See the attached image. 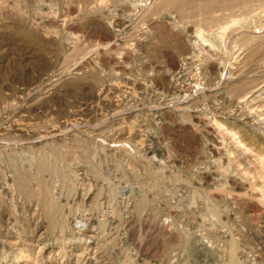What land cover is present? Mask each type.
<instances>
[{"label":"rangeland","instance_id":"374dc122","mask_svg":"<svg viewBox=\"0 0 264 264\" xmlns=\"http://www.w3.org/2000/svg\"><path fill=\"white\" fill-rule=\"evenodd\" d=\"M78 1L0 0V264H264V0Z\"/></svg>","mask_w":264,"mask_h":264},{"label":"bare ground","instance_id":"6f19581e","mask_svg":"<svg viewBox=\"0 0 264 264\" xmlns=\"http://www.w3.org/2000/svg\"><path fill=\"white\" fill-rule=\"evenodd\" d=\"M81 1H82V0H81ZM88 1H89V0H88ZM88 1H87V2H88ZM153 1H154V0H153ZM160 1L166 2V1H168V0H159V2H160ZM174 1H175V0H174ZM174 1H173V2H174ZM222 1H223V0H222ZM226 1H227V0H226ZM230 1H231V0H230ZM234 1H235V0H234ZM78 2L80 3V0H79ZM83 2H85V1H83ZM92 2H93V1H92ZM94 2H95V1H94ZM94 2H93V4H94ZM98 2H99V1H98ZM157 2H158V0H157ZM169 2H170V0H169ZM203 2H204V1H203ZM243 2H244V1H243ZM96 3H97V2H96ZM80 4H82V3H80ZM83 4H84V3H83ZM85 4H87V3L85 2ZM85 4H84V5H85ZM88 4H89V6H90V3H89V2H88ZM88 4H87V5H88ZM91 4H92V3H91ZM176 4H177V3H176ZM208 4H209V2H208ZM254 4H256V3H253V5H254ZM84 5H83V6H84ZM205 5H206V3H205ZM81 6H82V5H81ZM84 7H86V5H85ZM180 8H181V7H180ZM253 8H254V7H253ZM85 9H86V8H85ZM87 9H88V8H87ZM148 9H149V8H148ZM175 9H176V8H175ZM207 9H208V8H207ZM51 11H52V10H51ZM176 11H177V10H176ZM255 11H256V10H255ZM144 13H145V12H144ZM182 13H183V12H182ZM27 17H28V16H27ZM36 22H37V21H36ZM115 25H116V24H115ZM116 27H117V26H116ZM114 28H115V26H114ZM40 30H41V29H40ZM130 33H131V32H130ZM249 34H250V33H249ZM46 35H47V34H46ZM41 36H42V35H41ZM44 37H45V36H44ZM44 37H43V39H44ZM46 37H47V36H46ZM46 37H45V38H46ZM182 37H183V36H182ZM188 37H189V36H188ZM247 37H248V35H247ZM256 37H257V36H256ZM49 38H50V37H49ZM41 39H42V38H41ZM47 39H48V38H47ZM66 39H67V38H66ZM195 39H196V36H195ZM253 40H254V39H253ZM54 41H55V40H54ZM68 41H69V40H68ZM121 41H122V40H121ZM181 41H182V40H181ZM56 42H57V41H56ZM113 42H114V41H113ZM195 42H196V41H195ZM77 43H78V42H77ZM33 44H34V43H33ZM68 44H69V43H68ZM193 44H194V43H193ZM258 44H259V43H258ZM95 46H96V45H95ZM38 47H40V45H39ZM193 47H194V46H193ZM97 48H98V47H97ZM101 48H102V47H101ZM103 48H104V46H103ZM42 49H43V48H42ZM108 49H109V48H108ZM96 50H97V49H96ZM97 51H98V50H97ZM99 51L102 52L103 50L99 49ZM104 51H105V49H104ZM104 51L102 52V54L104 53ZM86 52H87V51H86ZM99 54H100V53H99ZM105 54H106V53H105ZM105 54H104V55H105ZM107 54H108V53H107ZM166 55H167V54H166ZM66 59H67V58H66ZM19 60H20V59H19ZM103 60H104V59H103ZM106 60H107V59H106ZM108 60H109V59H108ZM49 61H50V60H49ZM51 62H53V61H51ZM105 62H107V61H105ZM172 62H173V61H172ZM102 63H103V62H102ZM201 63H202V62H201ZM171 64H172V66H173V65H174V62L171 63ZM49 65H50V64H49ZM51 65H54V64H51ZM76 66H77V65H76ZM76 66H75L73 69H75ZM203 66H205V65H203ZM215 66H216V65H215ZM187 67H188V66H187ZM205 67H206V66H205ZM221 68H222V67H221ZM51 70H52V69H51ZM214 70L217 71V68H214ZM219 70H220V69H219ZM219 70H218V73L220 72ZM211 72H212V71H211ZM197 76H198V75H197ZM81 77H82V75H81ZM81 77H80V78H81ZM89 77H90V76H89ZM44 79H45V78H44ZM46 79H47V78H46ZM83 79H84V78H83ZM39 80H40V78H39ZM41 81H42V78H41L40 82H41ZM45 81H46V80H45ZM55 82H56V81H55ZM20 83H21V82H20ZM41 84H42V83H41ZM187 84H188V83H187ZM38 85H39V84H38ZM42 85H43V84H42ZM230 85H231V84H230ZM194 86H195V85H194ZM236 86H237V85H236ZM38 87H39V86H38ZM43 87H44V86H43ZM102 87H103V86H102ZM111 87H112V86H111ZM185 87H186V86H185ZM238 87H239V86H238ZM98 88H99V87H98ZM107 88L110 90V86L107 87ZM168 88H169V87H168ZM170 88H171L172 90H174V89H173L174 87H173V88L170 87ZM99 89H100V88H99ZM108 89H107V90H108ZM177 89H178V88H177ZM232 89H233V88H232ZM109 90H108V91H109ZM187 90H188V89H187ZM34 91H35V90H34ZM22 92L24 93V90H23ZM105 92H106L105 86L103 87V89L101 88V90H99V92H97V93L95 92L96 94H93V99H94V101L104 102L106 99H104V101H101V100H103V97L105 98V96H104V95H106ZM29 93H31V92H29ZM42 94H43V93H42ZM42 94H41V95H42ZM31 95H32V94H31ZM175 95H176V94H175ZM215 95H216V94H215ZM43 96H45V95L43 94ZM43 96H42V97H43ZM217 96H218V95H217ZM245 96H246V95H245ZM28 97H29V96H28ZM36 97H38V96H36ZM106 97H107V95H106ZM26 99H27V98H26ZM40 99H43V98H40ZM17 100H18V99H17ZM35 100H36V99H35ZM44 100H45V98H44ZM48 100H49V99H48ZM253 100H254V99H253ZM256 100H257V99H256ZM10 101H11V100H10ZM24 101H25V100H24ZM206 101H207V100H206ZM4 102H5V101H4ZM47 103H48V102H47ZM95 103H96V102H95ZM20 104H21V103H20ZM4 105H5V104H4ZM39 105H41V104L39 103ZM45 105H46V104H45ZM6 106H7V105H6ZM9 106H10V105H9ZM14 106H15V104H14ZM42 107H43V106H42ZM97 107H98V106H97ZM123 107H124V106H123ZM1 108H3V106H2ZM1 108H0V109H1ZM40 108H41V107H40ZM45 108H46V107H45ZM48 108H49V105H48ZM93 109H94V106H93V105H92V106H91V105H90V106H85V108L82 109L81 111H79V110H77V111H76V110H75V111H71V113H69V117H70V118L73 117V119H76L77 117H82V116H84L86 113H89V112H90L91 110H93ZM95 109H96V108H95ZM1 110H3V109H1ZM4 110H6L5 107H4ZM7 110H8V109H7ZM7 110H6V111H7ZM21 110H22V109H21ZM8 111H9V110H8ZM25 111H26V110H25ZM52 111H53V109H52ZM94 111H95V110H94ZM238 111H239V110H238ZM0 112H1V111H0ZM2 112H4V111H2ZM2 112H1V114H2ZM166 112H167V111H166ZM5 113H6V112H5ZM7 113H9V112H7ZM20 113H21V112H19V114H20ZM23 113H24V111H23ZM162 113H163V112H162ZM164 113H165V112H164ZM167 113H168V112H167ZM3 114H4V113H3ZM3 114H2V115H3ZM9 114H10V113H9ZM28 114H29V113H28ZM6 115H7V114H6ZM10 115H11V114H10ZM23 115H24V114H23ZM163 115H164V114H163ZM3 116H4V115H3ZM3 116H2V117H3ZM8 116H9V115H8ZM18 116H19V115H18ZM18 116H17V117H18ZM5 117H7V116H5ZM21 117H22V116H21ZM14 118H16V117H14ZM4 119H5V118H4ZM6 119H7V118H6ZM16 119H17V118H16ZM19 119H20V118H19ZM180 119H181V118H180ZM245 119H246V118H245ZM0 120H1V119H0ZM2 120H3V119H2ZM2 120H1V121H2ZM20 120L22 121V119H20ZM23 120H24V119H23ZM195 121H196V120H194V121L192 122V124H193ZM243 121H244V120H243ZM6 122H7V121H6ZM6 122H5V123H6ZM23 122H24V121H23ZM247 122H248V121H247ZM0 123H1V122H0ZM8 123H9V122H8ZM11 123H13V124H12V127H13V128H16V127L18 126V128H16V130L21 131V132H24V134H25L27 137H29V139H30V138H33V137L35 136V134L40 135V134H39V133H41V132H40V129L42 130V127L39 128L38 126H36V128L38 127V128H39V131L36 130L35 126H34V129H35V130H34V129H29V128H31V127H27L26 123H25V124H22V123H21V124H18V122H15V121H14V122H10L9 125H11ZM63 123H64V122H62V123L59 124V125H60V126H61V125L63 126V125H64ZM66 123H67V122H66ZM195 123H197V122H195ZM200 123H201V122H200ZM212 123H213V122H212ZM251 123H252V122H251ZM6 124H7V123H6ZM28 124H29V122H28ZM45 124H46V123H45ZM72 124H73V122H72ZM75 124H76V123H75ZM198 124H199V123H198ZM9 125H8V126H9ZM67 125H68V124H67ZM67 125H66V126H67ZM73 125H74V124H73ZM193 125H194V124H193ZM30 126H31V125H30ZM60 126H59V127H60ZM62 126H61V127H62ZM76 126H77V125H76ZM10 127H11V126H10ZM19 127H21V128H19ZM49 127H51V126H49ZM49 127H48V128L46 127V129L44 130V134H46V135H44L45 137H46L47 135H49V136L52 135V136H53V134L56 132V128H55L54 126H53L52 128H49ZM70 127L72 128V125H71ZM70 127H69V130H70ZM209 127H210V126H209ZM32 128H33V127H32ZM38 128H37V129H38ZM44 128H45V127H44ZM57 128H58V126H57ZM66 128H67V127H66ZM214 128H215V127H214ZM4 129H6V128H4ZM62 129H63V128H62ZM62 129H61V130H62ZM72 129H73V128H72ZM76 129H78V128L76 127ZM12 130H15V129H11V130H9V131H12ZM61 130H60V131H61ZM66 130H67V129H66ZM3 131H4V130H3ZM42 131H43V130H42ZM57 131H58V129H57ZM63 131H64V129H63ZM63 131H62V132H63ZM75 131H76V130H75ZM123 131H124V130H123ZM178 131H179V130H178ZM208 131H209V129H208ZM6 132H8V130H6ZM15 132H17V131H15ZM15 132H14V133H15ZM209 132H210V131H209ZM3 133H5V132H2L1 134H3ZM12 133H13V132H12ZM14 133H13V134H14ZM60 133H61V132H60ZM65 133H67V132H65ZM76 133H77V132H76ZM5 134H6V133H5ZM15 134H16V136H17V133H15ZM57 134H59V133H57ZM18 135L20 136V135H23V134L19 133ZM41 135L43 136V134H41ZM41 135H40V137H41ZM54 135H55V134H54ZM60 135H62V134H60ZM235 135H236V134H235ZM2 136H3V135H2ZM12 136H13V135H12ZM19 136H18V137H19ZM26 136H25V138H26ZM49 136H48V137H49ZM55 136H56V135H55ZM57 136H58V135H57ZM63 136H64V135H63ZM63 136H62V138H64ZM68 136H70V135H68ZM71 136H73V135H71ZM75 136H76V135H75ZM75 136H74V137H75ZM3 137H4V136H3ZM74 137H73V138H74ZM5 138H6V137H5ZM16 138H17V137H16ZM19 138H21V137H19ZM19 138H18V139H19ZM50 138H51V137H50ZM62 138H61V139H62ZM209 138H210V137H209ZM213 138H214V137H213ZM3 139H4V138H3ZM21 139H22V138H21ZM21 139H20V140H21ZM26 139H27V138H26ZM45 139H47V138H45ZM71 139H72V138H71ZM71 139H70V140H71ZM76 139H77V138H76ZM83 139H84V138H83ZM85 139H86V138H85ZM85 139H84V140H85ZM1 140H2V139H1ZM4 140H6V139H4ZM22 140H24V139H22ZM37 140H38V138H37ZM43 140H44V139H43ZM57 140H60V139L58 138ZM72 140H73V139H72ZM72 140H71V141H72ZM77 140H78V139H77ZM26 141H27V140H26ZM26 141H25V142H26ZM28 141H29V140H28ZM30 141H31V139H30ZM32 141H33V139H32ZM52 141H53V140H52ZM73 141H76V140H73ZM79 141H80V140H79ZM2 142H3V141H2ZM25 142H24V143H25ZM45 142H48V141H45ZM53 142H54V141H53ZM53 142H52V143H53ZM55 142H56V141H55ZM55 142H54V143H55ZM59 142H60V141H59ZM63 142H64V141H63ZM80 142H81V141H80ZM219 142H220V141H219ZM224 142H225V141H224ZM43 143H44V142H43ZM50 143H51V142H50ZM57 143H58V142H57ZM57 143H56V144H57ZM60 143H61V142H60ZM81 143H82V142H81ZM2 144H4V143H2ZM5 144H6V143H5ZM27 144H28V143H27ZM36 144H38V142H37ZM45 144H46V143H45ZM45 144H44V147L47 145V144H46V145H45ZM237 144H238V143H237ZM0 145H1V144H0ZM28 145H29V144H28ZM51 145H53V144H51ZM213 145H214V144H213ZM35 146H36V145H35ZM40 146H42V145H39L38 148H39ZM47 146L49 147V145H47ZM18 147H19V146H18ZM25 147L28 148L27 145H26ZM30 147H32V146H30ZM33 147H34V146H33ZM50 147H52V146H50ZM0 148H1V147H0ZM4 148H5V145H4ZM23 148H24V147H23ZM217 148H218V147H217ZM21 149H22V148H21ZM24 149H25V148H24ZM33 149H34V148H32V149L29 148V150H30L31 152H32ZM34 150H35V149H34ZM42 150H44V149L42 148ZM30 151H29V153H30ZM27 152H28V150H27ZM33 152H34V151H33ZM33 152H32V153H33ZM35 153H36V152H35ZM214 153H215V152H214ZM36 154H37V153H36ZM48 154H49V153H48ZM1 155H2V154H1ZM30 155H32V154L30 153ZM32 158H33V156H32ZM39 158H40V157H39ZM33 159H35V158H33ZM258 159H259V158H258ZM263 160H264V159H263ZM261 163H262V162H261ZM42 164H43V163H42ZM35 167H36V166H35ZM35 167H33V168H34V174H35V173L38 174L37 172H35V169H36ZM36 170H38V167H37ZM23 171H24V170H23ZM23 171H22V173H24ZM38 171H39V170H38ZM20 173H21V172H20ZM30 174H31V173H30ZM18 175H19V174H18ZM20 176H21V175H20ZM24 176H25V174H24ZM22 177H23V176H22ZM3 178H4V177H3ZM23 178H24V177H23ZM25 179H26V178H25ZM27 179H28V176H27ZM30 179H31V178H30ZM30 179H29V180H30ZM30 181H31V180H30ZM37 181H38V180H37ZM27 182H28V181H27ZM35 182H36V181H35ZM3 183H4V182H3ZM22 183H23V182H22ZM6 187H8V186L6 185ZM11 187H12V186H11ZM23 187H24V186H23ZM6 193H7V192H6ZM59 194H60V193H59ZM0 196H1V195H0ZM11 198H12V197H11ZM9 202H10V201H9ZM247 207H248V206H247ZM251 207H252V206H251ZM251 207H250V209L253 208V207H252V208H251ZM255 208H256V207H255ZM248 209H249V208H248ZM250 209H249V210H250ZM259 209H260V208H259ZM256 211H257V210H256ZM254 212H255V211H254ZM3 216H4V214H3ZM31 216H32V215H31ZM7 218H8V217H6V220H8ZM10 220H11V219H10ZM8 222H9V221H8ZM9 223H10V222H9ZM91 236H92V235H91ZM230 244H231V243H230ZM232 248H233V247H232ZM232 248H231V249H232ZM234 248H235V247H234ZM231 249L229 250V252L231 251V252H230L231 254L229 253V254H230L229 258L231 257V258L233 259V255H234L233 252H234L235 250L232 251L233 249H232V250H231ZM234 253H235V252H234ZM236 253H237V252H236ZM236 253H235V254H236ZM240 253H241V251H240ZM229 254H228V255H229ZM235 256H236V255H235ZM236 258H237V256H236ZM236 258H234V260H235ZM232 259H231V261H232ZM234 260H233V261H234Z\"/></svg>","mask_w":264,"mask_h":264}]
</instances>
